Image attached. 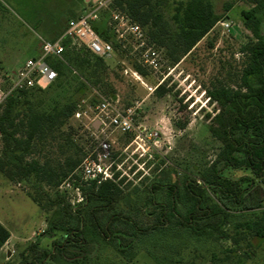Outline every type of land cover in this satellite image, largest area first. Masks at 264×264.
<instances>
[{"label":"rangeland","instance_id":"374dc122","mask_svg":"<svg viewBox=\"0 0 264 264\" xmlns=\"http://www.w3.org/2000/svg\"><path fill=\"white\" fill-rule=\"evenodd\" d=\"M212 1L216 13L223 16L222 22L232 24L231 31H224L219 23L174 68L168 67L161 51L147 44L159 56L158 69L148 68L146 77L133 76L130 70H134L127 58L143 62V49L128 34L123 37L128 53L121 57L113 51L112 57L107 59L110 69L106 80L115 88L114 99L122 108L139 105L137 125L162 131L161 146L151 147L146 152L135 144V134L109 135L112 169L120 174L121 188L129 194V199L118 211L137 221L142 228L149 229L164 209L169 224L162 230L140 237L126 249V253L119 249L120 244L133 239L128 238L133 232L129 231L127 224H117L116 233L123 237L120 243H108L89 228L87 240L78 252L72 250L46 264H264V238L255 236L246 228H237L239 223H248L264 215V174L257 179L249 170L228 168L223 163L217 165L228 179L247 177L254 181L242 182L243 187H248L242 207L229 203L231 211H242L240 216L243 217H223L226 223L221 227L227 229V235L218 241L177 227V218L185 216L189 205L174 200L171 207L165 189L155 194L149 189L160 175L157 171L165 166L164 161L169 164V170L165 171L163 179L169 180L172 176L171 183L176 184L183 173L193 175L208 169L222 147L208 132L209 122H205L204 114L224 103L220 97L215 102L209 100L210 97L217 91L236 89L240 82L245 62L239 53L240 47L248 38H253L244 25L242 12L250 10L253 5L247 0ZM228 4L230 10L226 11ZM88 9L89 4L84 0H0V87L5 84L6 75L21 68L27 59L37 56L38 36L53 39ZM108 13L101 23L110 18ZM258 15L260 33L264 37V11ZM165 79L171 92L157 97L155 87ZM75 83L72 78L68 79L65 90H72ZM86 96L82 99L85 104L80 107L85 115L71 118L62 137L49 139L39 153L28 156L27 160L36 157L41 163L48 161L50 166L57 168L68 157L96 153L103 136L91 126L95 107L87 100L91 97L90 91H86ZM1 150L0 140V154ZM46 194L53 196L54 189L45 184L40 188L33 178L11 181L0 173V223L11 234L0 251L1 264L19 263L21 253L33 244L40 249H52L53 241L64 235L59 229L48 231L50 226L60 225L63 213L59 206L48 205ZM219 215L222 218V214L215 210L212 217L216 222Z\"/></svg>","mask_w":264,"mask_h":264},{"label":"trees","instance_id":"16d2710c","mask_svg":"<svg viewBox=\"0 0 264 264\" xmlns=\"http://www.w3.org/2000/svg\"><path fill=\"white\" fill-rule=\"evenodd\" d=\"M247 1L253 6L243 11L242 16L253 38H248L240 47L239 53L245 59L240 82L236 89L217 91L210 97L212 102L220 97L224 103L204 114L205 122H209L208 132L222 145L216 159L208 169L196 173L197 177L194 176L196 174L183 173L178 179L175 173L178 179L176 184L171 183L172 176L169 180L163 179L165 171L169 170V164L164 161L165 166L157 171L160 175L149 188L152 194L165 189L171 207L174 200L189 205L185 216L177 218V227L187 228L196 236H207L216 241L227 235V229L221 227L226 223L224 218L242 214V211H231L229 206L232 203L242 207L248 191L242 182H254L247 177L228 179L221 174L217 165L223 163L228 168L249 170L257 179L264 174V37L260 33L258 15L264 11V0ZM229 10L228 4L226 11ZM106 12H109L110 18L101 23ZM112 13L123 15L139 25L145 33L147 44L162 52L170 68L188 56L223 19L222 15L216 13L212 0H113L91 25L121 57L127 52L126 41L118 36ZM68 26L69 23L51 41L60 38ZM127 36L134 39L131 35ZM63 46L61 59H48L58 74L50 87L15 92L0 105V173L11 181L33 178L40 188L42 184L52 187L54 195L46 194L47 203L52 207L59 206L63 213L60 225L48 229H59L64 233L62 238L53 241L52 249L31 245L21 253V260L17 264H46L72 250L78 252L87 240L89 228L108 243H120L123 237L116 233L118 223L127 224L129 231L134 233L128 237L134 240L120 244L119 251L126 253V249L131 248L140 237L162 230L169 224L164 209L149 229L142 228L137 221L118 211L129 199V194L121 188L123 181L119 180V173L114 174V180L100 184L96 181L85 182L75 175V184L80 186L83 201L72 205L68 194L59 187L89 156L87 153L77 158L68 157L57 168L50 166L48 161L41 163L36 157L27 160L28 156L39 153L49 139L64 135V128L70 119L81 110L79 106L82 99L87 97L86 91L91 92L87 100L93 107L98 104L96 93L109 99L115 97V88L106 80L110 69L106 59L68 38L63 40ZM127 61L134 72L142 77L147 76L149 67L142 61L131 57ZM70 78L76 83L72 90H65V83ZM170 92L166 79L154 90L157 97H164ZM162 170L163 173H160ZM262 180L264 183V178ZM215 210L222 214L218 222L212 217ZM237 228H246L255 236L264 238V215L248 223H239ZM10 236L9 230L0 223V251Z\"/></svg>","mask_w":264,"mask_h":264},{"label":"built area","instance_id":"2783aa9c","mask_svg":"<svg viewBox=\"0 0 264 264\" xmlns=\"http://www.w3.org/2000/svg\"><path fill=\"white\" fill-rule=\"evenodd\" d=\"M112 2L113 0H93L88 11L79 19L71 21L64 34L55 41L38 37V55L27 59L23 66L11 75H6L7 80L3 87H0V105L15 92L33 88L44 90L57 80L58 74L48 59L62 58L63 40L66 38L84 45L98 57L106 60L111 58L113 54L112 45L100 37L91 23L96 21L101 11L107 9ZM113 20L116 22V30L120 38H123L125 34L131 35L138 43L139 48L143 49V63L147 67L157 70L159 56L156 51L148 47L142 28L132 23L127 17L117 13L113 14ZM220 25L226 32H230L232 29V24L229 22H220ZM130 73L138 78V73L131 70ZM96 95L98 96V104L95 106V115L91 121V126L96 133L103 136V139L99 141L96 153L87 156L79 168L59 187L61 191L68 194L72 205L83 201L80 186L75 184V175L81 177L85 182L96 181L98 184L107 180H114L115 171L110 162L112 153L110 134H135L136 140L134 142L143 152L151 147L159 148L161 146V129H148L142 125H137L139 105L122 108L117 99H109L98 93ZM84 104L85 101H82L79 107ZM83 115H85V111L79 110L75 117L80 118ZM94 125H97L98 129H95Z\"/></svg>","mask_w":264,"mask_h":264},{"label":"crops","instance_id":"0c3cea01","mask_svg":"<svg viewBox=\"0 0 264 264\" xmlns=\"http://www.w3.org/2000/svg\"><path fill=\"white\" fill-rule=\"evenodd\" d=\"M19 2H21V0H18ZM86 3H88L89 4V8H90V6H91V4H92V2H93V0H84ZM82 17V16H81ZM80 18V17H79ZM38 37H40V36H38ZM41 37H43V36H41ZM45 38V37H44ZM50 40V39H49ZM37 55H38V46H37ZM15 71H17V70H15ZM14 71V72H15ZM14 72H12V73H14Z\"/></svg>","mask_w":264,"mask_h":264},{"label":"water","instance_id":"95a60500","mask_svg":"<svg viewBox=\"0 0 264 264\" xmlns=\"http://www.w3.org/2000/svg\"><path fill=\"white\" fill-rule=\"evenodd\" d=\"M94 128H95V129H98L97 125H94Z\"/></svg>","mask_w":264,"mask_h":264}]
</instances>
